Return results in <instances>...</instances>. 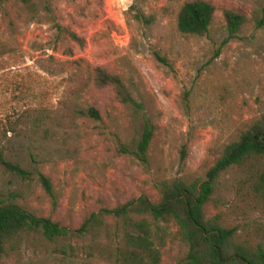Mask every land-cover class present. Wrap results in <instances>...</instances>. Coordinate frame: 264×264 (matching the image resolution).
Masks as SVG:
<instances>
[{
  "label": "rangeland",
  "instance_id": "rangeland-1",
  "mask_svg": "<svg viewBox=\"0 0 264 264\" xmlns=\"http://www.w3.org/2000/svg\"><path fill=\"white\" fill-rule=\"evenodd\" d=\"M185 1L43 0L47 7L29 12L20 0H0V46L6 51L0 55V124L27 109L42 121L36 133L18 126L3 138L5 159L29 178L0 165V202L58 222L68 231L61 241L73 247L71 254L52 253L23 237L0 264H114L95 237L77 231L84 218L141 195L157 202L160 179L204 177L224 146L264 114V25L249 22L230 36L222 17L223 9L247 16L254 9L264 18V0H208L216 10L204 36L177 30ZM56 25L83 42L65 37ZM94 67L118 74L142 103L154 126L145 162L131 145L141 122L132 120L111 87L94 86ZM88 107L98 110V120L82 113ZM38 174L49 178L51 196ZM239 176L235 169L222 175L207 216L226 207ZM247 221L260 225L264 243V214ZM115 229L107 216L100 240ZM187 250L170 223L160 264L183 262Z\"/></svg>",
  "mask_w": 264,
  "mask_h": 264
},
{
  "label": "trees",
  "instance_id": "trees-1",
  "mask_svg": "<svg viewBox=\"0 0 264 264\" xmlns=\"http://www.w3.org/2000/svg\"><path fill=\"white\" fill-rule=\"evenodd\" d=\"M20 2L29 12H36L37 6L45 3L43 0ZM215 10V5L208 0H187L177 11L176 28L184 35L204 36L213 22ZM222 17L230 36L249 22L257 27L264 25V18L254 9L249 16L223 9ZM56 28L72 41L83 42L69 28L60 25ZM4 53L6 51L0 46V55ZM92 82L97 88L111 87L119 102L128 108L132 120L141 122L140 137H132L131 145L135 147L136 157L145 162L154 126L143 113L142 103L133 97L118 74L94 67ZM82 113L96 120L100 118L94 107ZM40 124L41 119L29 109L14 120L0 124V165L24 179L29 178L19 164L5 159L2 140L8 131H16L18 126L36 133ZM230 169L240 174L232 186L233 197L223 210L207 216L206 207L213 200L219 180ZM38 178L51 196L49 178L43 174H38ZM156 187L160 195L157 202L141 195L112 208H101L84 218L77 231L95 237L101 254L104 255L106 248L105 255L114 264H160L161 248L170 223L177 227L188 246L185 260L179 264H264L263 231L259 224L247 221L251 214H264V114L254 118L236 140L224 146L204 177L160 179ZM107 216L114 218L116 229L104 242L100 237ZM239 220L242 221L240 225L237 224ZM67 234L66 228L49 217L36 216L11 202H0V261L17 249L23 237L35 238L52 253L71 254L73 247L64 245L60 239Z\"/></svg>",
  "mask_w": 264,
  "mask_h": 264
}]
</instances>
